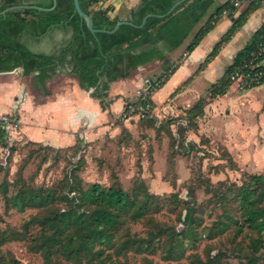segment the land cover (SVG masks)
Returning <instances> with one entry per match:
<instances>
[{"label": "rangeland", "instance_id": "1", "mask_svg": "<svg viewBox=\"0 0 264 264\" xmlns=\"http://www.w3.org/2000/svg\"><path fill=\"white\" fill-rule=\"evenodd\" d=\"M63 36L67 33L54 29L39 40L24 41L35 51L51 53ZM67 69L57 68L60 73ZM23 76L21 67L0 72V94L8 83L26 79ZM136 86L124 102L135 96ZM202 104L204 131L191 139L190 132L197 133V109L189 111L192 105L177 116L162 112L161 118L111 115L116 130L105 129L89 141L79 137L68 147L24 138L19 122L18 132L6 135L5 145L0 141V264H264V229L247 226L240 207L244 183L250 184L256 207L264 211V83L244 91L227 88L217 95L209 86ZM212 116L231 120L228 125L219 119L208 123ZM93 182L119 184L134 204L147 201L149 211L142 217L126 213L116 238L121 239L122 232L151 236L157 242L154 249L117 251L115 243L105 246L102 259L90 263L62 254L46 260L33 243L41 231L40 219L74 204L70 199L78 201ZM19 187L51 191L50 201L19 209L10 201ZM188 207L193 217L184 224ZM159 226L174 228L176 234Z\"/></svg>", "mask_w": 264, "mask_h": 264}, {"label": "trees", "instance_id": "2", "mask_svg": "<svg viewBox=\"0 0 264 264\" xmlns=\"http://www.w3.org/2000/svg\"><path fill=\"white\" fill-rule=\"evenodd\" d=\"M98 1L79 0L81 8L91 16L95 28L111 29L120 19H129L133 24H121L114 32L92 33L87 28L85 20L74 10L73 0H56L55 6L49 10L22 6L4 13L2 10L12 5L51 7L53 0H0V71L11 70L16 66H20L23 72L37 69L42 82L50 76L49 71H54L58 67L59 70L69 68V71L78 76L80 84L88 89L92 88L91 93L105 104L106 82L118 76L128 75L137 66L154 57L163 60V71L155 78L160 79L163 76L164 81L168 76L166 72L168 70L171 72L175 68V62L169 61L167 51L182 42L213 3V10L193 34L185 47L186 52L191 51L199 43L223 10L226 9L232 16V11L236 9L231 0L220 3H215L216 0H185L171 13L162 16L175 0H139L128 10L126 18H121L118 14L111 17L108 14L109 7L97 6ZM260 4L261 2H248L244 10L232 18L231 25L214 43L199 68L217 54L223 43L243 23L246 15ZM147 13L152 14L146 18L142 26H139ZM54 29H59L63 33L70 32L69 38L64 41L57 53L34 52L22 40L23 34L39 39ZM263 37L264 22L256 29L249 43L236 52L224 74L210 85L211 94L225 92L230 85L228 75L232 67L249 53L258 39ZM193 109H197L194 111L195 115L202 113V97L189 111ZM6 135L4 127H0V141L4 145L7 142ZM251 177L257 180L261 178L260 174H253ZM51 194V191L45 194L38 189L19 187L10 196V201L19 209L29 205H47ZM79 196L78 201L77 198L70 199L74 204L68 208L53 209L40 219L41 231L33 238V243L46 260H50L53 255L62 254L69 260H84L90 263L102 259L105 246L115 247V243L117 251L154 249L157 242L151 236L138 237L122 232L121 239L116 238L117 230L128 211L134 219L142 217L149 211L146 200L134 204L128 192L119 184L113 183L106 187L98 182L91 183ZM252 196L250 184L243 183L240 188L241 216L247 226L262 231L264 211L256 207ZM192 217V208L188 207L183 218L184 224H190ZM29 222L31 221H27V224ZM159 230H170L171 234H176V230L170 227L163 229L159 226ZM176 245L178 247L179 244ZM173 247L171 243L168 244V251L172 252Z\"/></svg>", "mask_w": 264, "mask_h": 264}, {"label": "crops", "instance_id": "3", "mask_svg": "<svg viewBox=\"0 0 264 264\" xmlns=\"http://www.w3.org/2000/svg\"><path fill=\"white\" fill-rule=\"evenodd\" d=\"M223 1L216 0L215 3ZM138 2L139 0H99L97 6H108V14L111 17L118 14L121 18H126V13L123 10L128 11ZM263 2L264 0L259 7L246 15L243 23L223 43L217 54L199 68L214 43L231 25L232 18L236 17L247 5V3H243L236 6V9L232 11V16L226 10L199 43L191 51L186 52V45L191 41L197 28L206 21L209 13L213 10V3L182 42L167 51L169 61L175 62V68L168 73L161 86L152 95L153 110L148 117L161 118L164 116L162 112L177 116L179 111L193 105L202 97L204 91L224 74L236 52L249 43L256 29L264 22ZM69 36L70 32L65 38L63 36V43L55 52L35 51L28 47L34 52L57 53ZM18 68L20 66L13 69ZM13 69L0 72H10ZM162 69L163 60L154 57L137 66L128 75L118 76L106 82L105 104H102L100 99L91 93L92 88L83 87L78 76L69 71V68L67 71L64 70L65 73H60L57 68L54 71H49L50 76L42 82L37 69L29 70L23 72V77L26 79L18 78L14 82L8 83L7 90H4L2 95L0 94V113L16 109L21 123V135L28 140L44 142L57 147L72 146L78 142L79 137L84 136L89 141L105 129L111 127L116 130L118 127H113V122L109 117L111 115L119 116L123 111L125 98L133 96V93L130 94L131 90L136 85V87L141 86L147 79L157 76H150L149 73L161 74ZM228 88L231 86L229 85ZM14 97L18 100H15ZM204 112L205 108L203 107L201 115L196 116L197 133L191 131L189 139L193 135V137H197L204 131L202 126L205 122L201 118L204 116ZM230 118L231 116H212L207 122L210 123L218 119L221 122L228 120L226 122L228 125ZM261 161L263 162L264 159Z\"/></svg>", "mask_w": 264, "mask_h": 264}, {"label": "built area", "instance_id": "4", "mask_svg": "<svg viewBox=\"0 0 264 264\" xmlns=\"http://www.w3.org/2000/svg\"><path fill=\"white\" fill-rule=\"evenodd\" d=\"M248 2L259 3L262 0H231L234 6H240ZM225 12L226 9L221 14ZM161 80V78L147 79L141 86L136 88L135 96L124 102L123 117L135 115L139 119L149 116L153 110L152 95L159 88ZM228 80L230 86L239 91L248 90L264 83V37L258 39L249 53L232 67ZM16 115L15 109L9 114L0 116V127H4L9 138L18 132L19 117Z\"/></svg>", "mask_w": 264, "mask_h": 264}, {"label": "water", "instance_id": "5", "mask_svg": "<svg viewBox=\"0 0 264 264\" xmlns=\"http://www.w3.org/2000/svg\"><path fill=\"white\" fill-rule=\"evenodd\" d=\"M183 1H185V0H175L173 2V4L170 6V8L165 12V14H162V16L171 13ZM55 4H56V0H53V5L51 7H42V6H38V5H24V4L12 5V6H9V7H6L5 9H3L2 12L4 13L7 10L14 9V8H17V7H22V6H30V7H35V8L42 9V10H49V9H52L55 6ZM73 6H74V10L85 20L87 28L92 33H96L98 31L114 32L121 24H133L132 21L129 20V19H120L114 24V26L111 29L95 28L93 26V22H92L91 16L81 8L79 0H73ZM151 14L152 13H147L142 18V21L139 24V26H142L145 23L146 18L149 15H151Z\"/></svg>", "mask_w": 264, "mask_h": 264}, {"label": "flooded vegetation", "instance_id": "6", "mask_svg": "<svg viewBox=\"0 0 264 264\" xmlns=\"http://www.w3.org/2000/svg\"><path fill=\"white\" fill-rule=\"evenodd\" d=\"M43 36H44V35H43ZM29 38H30V37L27 36L26 34H23V35H22V40H23V41H24V40L26 41L27 39L29 40ZM33 39H36V38H33ZM37 40H39V39H37ZM25 43H26V42H25ZM26 45H27V44H26Z\"/></svg>", "mask_w": 264, "mask_h": 264}]
</instances>
